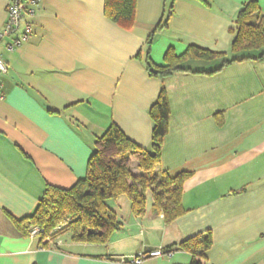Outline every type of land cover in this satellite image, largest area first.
<instances>
[{
  "label": "crops",
  "instance_id": "1",
  "mask_svg": "<svg viewBox=\"0 0 264 264\" xmlns=\"http://www.w3.org/2000/svg\"><path fill=\"white\" fill-rule=\"evenodd\" d=\"M250 1L136 0L125 30L107 19L105 0H38L30 40L14 53L0 47L8 67L0 74V264H121L160 249L172 255L143 264H191L179 245L205 233L206 264H264V48L221 70V59L187 65L210 75L148 71L169 51L233 59L236 19ZM256 1L264 17V0ZM6 19L0 0V30ZM162 89L170 118L156 172L192 173L182 217L166 224L148 193L141 217L126 196L106 202L120 229L104 245L67 234L53 248L16 228L13 219L30 217L47 187L70 189L86 177L111 125L149 150L150 108Z\"/></svg>",
  "mask_w": 264,
  "mask_h": 264
},
{
  "label": "trees",
  "instance_id": "2",
  "mask_svg": "<svg viewBox=\"0 0 264 264\" xmlns=\"http://www.w3.org/2000/svg\"><path fill=\"white\" fill-rule=\"evenodd\" d=\"M172 8L173 5L170 10ZM104 10L107 19L121 28L130 30L133 27L136 0H105ZM169 17L170 12L166 22ZM233 35V59L228 60L225 54L198 48H191L181 56L169 51L163 67L153 68L148 64L149 74L161 79L177 73L210 75L216 71H196L187 65L195 61L212 62L221 59L223 62L218 69L221 70L227 65L251 58L238 55L264 48V17L256 0L247 3L239 12ZM152 38H149L148 45L152 44ZM150 117L153 131L149 150L140 148L118 126L111 125L96 139L95 152L89 160L86 177L70 189L47 187L30 217L13 219L16 228L27 237L32 228L44 229L46 235L42 237L43 241L58 227L65 225L61 231L54 233L53 239L67 233L76 243L104 245L120 229V223L106 202L126 196L131 201L133 214L141 217L146 212L148 193L152 196L153 214L163 216L166 224L182 217L186 213L182 204L184 184L192 173L182 172L172 177L166 171L156 172L161 162L163 141L169 130L170 107L164 89L150 108ZM134 162L138 165L139 174H134L131 170ZM211 248L210 233L179 245V250L192 256L191 264H206V254ZM164 251L172 253L171 250Z\"/></svg>",
  "mask_w": 264,
  "mask_h": 264
},
{
  "label": "built area",
  "instance_id": "3",
  "mask_svg": "<svg viewBox=\"0 0 264 264\" xmlns=\"http://www.w3.org/2000/svg\"><path fill=\"white\" fill-rule=\"evenodd\" d=\"M7 4V19L4 27L0 30V47L3 46L7 53H14L26 44L32 34V25L29 21L35 14V7L38 5V0H6ZM8 73L7 64L0 52V74ZM46 235L45 230L35 227L32 228L29 237L31 239H42ZM52 232L46 236L42 243L57 248L60 242L58 237L53 239ZM172 253H166L163 249L153 250L139 253L130 258H122L121 264H143L149 259L162 257H170Z\"/></svg>",
  "mask_w": 264,
  "mask_h": 264
},
{
  "label": "rangeland",
  "instance_id": "4",
  "mask_svg": "<svg viewBox=\"0 0 264 264\" xmlns=\"http://www.w3.org/2000/svg\"><path fill=\"white\" fill-rule=\"evenodd\" d=\"M244 55H246V56H256V54H255L254 52L246 53V54H241V55H238V56H244ZM131 170H132V172H133L134 174L137 173V163H135V162L132 163V165H131ZM110 205L113 206V204H110ZM113 208H114V207H113ZM113 208H112V209H113ZM113 210H115V208H114ZM123 213H126V212L124 211V209H123ZM64 227H65V225H61L60 227H58V228L55 230L54 233H57V232L61 231ZM65 235H67V233L64 234V235H61V236L64 237Z\"/></svg>",
  "mask_w": 264,
  "mask_h": 264
}]
</instances>
